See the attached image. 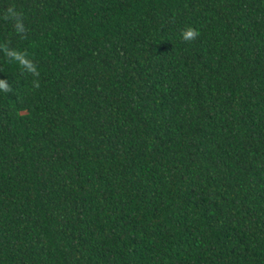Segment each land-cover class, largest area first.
I'll list each match as a JSON object with an SVG mask.
<instances>
[{"label":"trees","instance_id":"1","mask_svg":"<svg viewBox=\"0 0 264 264\" xmlns=\"http://www.w3.org/2000/svg\"><path fill=\"white\" fill-rule=\"evenodd\" d=\"M0 80V264H264V0H0Z\"/></svg>","mask_w":264,"mask_h":264},{"label":"clouds","instance_id":"2","mask_svg":"<svg viewBox=\"0 0 264 264\" xmlns=\"http://www.w3.org/2000/svg\"><path fill=\"white\" fill-rule=\"evenodd\" d=\"M9 11L12 16L19 17L21 15V13L19 12H15L13 10H9ZM20 27L21 25L17 23V28H20ZM197 35H198V31L191 26H187L184 30H182V33H181V37L184 40L194 39ZM34 86L38 87L39 83L34 81ZM0 89L4 91L8 90V86L3 80H0Z\"/></svg>","mask_w":264,"mask_h":264}]
</instances>
